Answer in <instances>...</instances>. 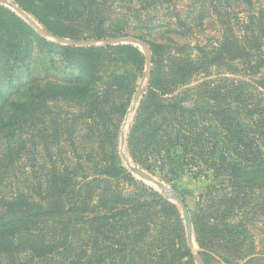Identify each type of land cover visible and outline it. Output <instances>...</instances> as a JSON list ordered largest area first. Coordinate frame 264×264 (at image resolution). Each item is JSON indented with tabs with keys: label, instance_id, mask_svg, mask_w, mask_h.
I'll list each match as a JSON object with an SVG mask.
<instances>
[{
	"label": "trees",
	"instance_id": "1",
	"mask_svg": "<svg viewBox=\"0 0 264 264\" xmlns=\"http://www.w3.org/2000/svg\"><path fill=\"white\" fill-rule=\"evenodd\" d=\"M13 1L58 38L66 37L62 33L66 27L89 22L87 16L81 21L86 12L79 7L84 1L99 5L96 0ZM243 1L251 5L250 0ZM220 22L224 25L221 40L209 51L197 47L196 60L168 58L169 81L151 69L148 90L152 100L146 116L142 114L137 121L140 137L129 142V157L164 183L183 174L217 181L206 190L200 209L192 216L198 248L202 255L223 264H264V74L254 81L205 76L189 87L191 78L209 65L238 63L248 72L262 69L264 13L250 18L242 36L226 21ZM27 29L19 32L26 36L25 47L21 49L18 39L13 50L17 66L38 49L92 77L102 67L100 60L105 62L102 55L106 52L134 51L130 45L91 47L82 51L93 56H79ZM94 37L113 36L100 33ZM3 46L0 39V53L9 54ZM148 46L155 65L162 46ZM143 61L140 55V68ZM118 86L115 77L107 80L102 94L85 101L78 119L111 109ZM178 88L182 89L175 94ZM8 97L9 93L0 92V106ZM48 109L54 110L55 105ZM79 179L66 167L61 171L52 167L43 189L0 198V209L12 219L11 224L0 219V264H182L184 259L185 264H193L175 206L153 188L117 163L111 173Z\"/></svg>",
	"mask_w": 264,
	"mask_h": 264
},
{
	"label": "rangeland",
	"instance_id": "2",
	"mask_svg": "<svg viewBox=\"0 0 264 264\" xmlns=\"http://www.w3.org/2000/svg\"><path fill=\"white\" fill-rule=\"evenodd\" d=\"M7 1L16 5L13 0ZM250 1V6L243 0H96L98 6L84 1V5L79 7L86 12L81 21L87 16L89 22L74 28L66 27L62 32L66 37L63 38L44 30L25 12L36 27L51 35L49 38L42 36L16 10L0 2V39L4 51L9 53H0V92L9 93L7 103L0 106V198L8 199L17 191L32 195L34 190L43 189L47 171L52 167L60 171L66 167L79 182L81 177L90 180L100 172H113L116 163L162 196L159 187L134 175L129 169V166L140 169L129 157V142L138 135L140 137L136 124L140 117L146 116V107L152 100L146 72L149 70L150 77L154 67L155 73H162L169 81L171 68L168 58L175 55L196 60L199 55L197 47L203 48L204 52L209 51L221 40L224 25L220 19L226 21L236 35L242 36L250 18L259 11L264 13V0ZM11 15L18 18V22ZM27 27L47 42L65 47L79 56H93L92 52L82 51L91 47L130 45L134 51L119 49L106 52L102 55L105 62L100 60L102 67L92 77L79 73L61 57H51L38 49H34L31 56L17 66L13 50L18 39L21 49L25 47L26 36L19 32H27ZM100 33L113 37L95 39L94 36ZM127 37L142 44L108 43L111 39ZM148 44L162 46L155 65ZM177 49L181 51L176 52ZM140 55L144 60L141 68L138 63ZM263 74L264 67L257 72H248L238 63L209 65L191 78L189 87L197 85L205 76L211 79L243 77L254 81ZM112 77L119 84L112 99L113 109L79 120L85 101L102 94L107 80ZM181 89H176L175 94ZM139 91L142 94L134 111L129 114L133 98ZM48 100L55 105L54 110L48 109L51 104L46 106ZM186 104L189 105L188 102ZM56 116L58 118L53 123ZM153 177L179 196L188 210L190 243L179 204L165 198L178 212L184 229V247L190 251L193 264H223L211 256L202 255L192 224V216L200 209L206 190L217 181L211 177L194 178L183 174L171 183H164ZM0 219L12 223L11 215H5L1 209ZM185 262L186 259L181 263Z\"/></svg>",
	"mask_w": 264,
	"mask_h": 264
},
{
	"label": "water",
	"instance_id": "3",
	"mask_svg": "<svg viewBox=\"0 0 264 264\" xmlns=\"http://www.w3.org/2000/svg\"><path fill=\"white\" fill-rule=\"evenodd\" d=\"M0 2L8 5L9 7H12L14 10H16L19 13V15L22 16L28 22V24L32 28H34L39 34H41L42 36H44L46 38L51 37V35H49L45 31H43L42 29L36 27V25L26 16L25 12L20 7L8 2L7 0H0ZM108 43L112 44V45H118V44H124V43H129V44H133V45H141L142 44L139 41H137L135 38H130V37L111 39L108 41ZM146 77L149 78V70L146 72ZM141 94H142V92L139 91L134 96L129 114L134 111ZM129 169H130L131 173H133L134 175H137V176L141 177L143 180L159 187L161 190V194L164 198H166L167 200L176 201L179 204V206L183 212V215H184V225H185V229H186V238H187L188 243H190V237H191L190 228H189L190 227V217H189L188 210H187L183 200L179 196H177L175 193H173L172 191L166 189L165 186L163 185V183L159 182L152 175H149L148 173L144 172L143 170L138 169V168L133 167V166H129Z\"/></svg>",
	"mask_w": 264,
	"mask_h": 264
},
{
	"label": "bare ground",
	"instance_id": "4",
	"mask_svg": "<svg viewBox=\"0 0 264 264\" xmlns=\"http://www.w3.org/2000/svg\"><path fill=\"white\" fill-rule=\"evenodd\" d=\"M193 240V239H192ZM194 245V244H193Z\"/></svg>",
	"mask_w": 264,
	"mask_h": 264
}]
</instances>
